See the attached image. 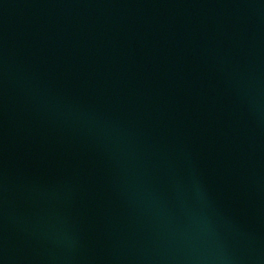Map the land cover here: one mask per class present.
I'll return each mask as SVG.
<instances>
[{
  "label": "water",
  "instance_id": "1",
  "mask_svg": "<svg viewBox=\"0 0 264 264\" xmlns=\"http://www.w3.org/2000/svg\"><path fill=\"white\" fill-rule=\"evenodd\" d=\"M0 264H264V0H0Z\"/></svg>",
  "mask_w": 264,
  "mask_h": 264
}]
</instances>
